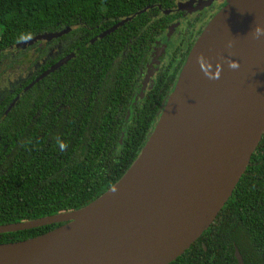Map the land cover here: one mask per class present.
I'll return each mask as SVG.
<instances>
[{"label": "water", "instance_id": "1", "mask_svg": "<svg viewBox=\"0 0 264 264\" xmlns=\"http://www.w3.org/2000/svg\"><path fill=\"white\" fill-rule=\"evenodd\" d=\"M213 1H178L175 9L191 13ZM70 30L39 33L14 46ZM73 56L59 59L29 86ZM263 133L264 0H225L191 46L124 174L81 208L0 224L5 233L61 223L34 237L0 243V264H168L213 222ZM234 255L244 264L237 248Z\"/></svg>", "mask_w": 264, "mask_h": 264}, {"label": "trees", "instance_id": "2", "mask_svg": "<svg viewBox=\"0 0 264 264\" xmlns=\"http://www.w3.org/2000/svg\"><path fill=\"white\" fill-rule=\"evenodd\" d=\"M178 1L184 0H0V58L25 38L65 27L71 30L51 41L64 43L63 55L74 53L23 93L0 122V224L81 208L124 174L154 126L158 106L146 105L131 121L121 118V87L103 79L109 54L125 36L163 33L175 15L162 10ZM60 224L0 233V243ZM235 248L244 264H264V133L213 222L168 264H238Z\"/></svg>", "mask_w": 264, "mask_h": 264}, {"label": "flooded vegetation", "instance_id": "3", "mask_svg": "<svg viewBox=\"0 0 264 264\" xmlns=\"http://www.w3.org/2000/svg\"><path fill=\"white\" fill-rule=\"evenodd\" d=\"M224 4L225 0H214L207 7L187 13L177 11L176 3L169 11L175 15V19L163 33L142 30L139 39L125 36L113 44L103 79H109L113 87H121L117 106L125 109L121 113L125 122L138 118L146 105L158 106L155 112L157 120L191 46L206 23ZM110 26L102 29L97 38ZM64 48L61 41L52 43L51 40H42L30 48L13 46L3 51L5 53L0 58V122L19 97L35 83L29 84L68 54H62ZM41 50H44L43 54ZM21 51L24 53H20ZM120 112L121 110L119 114Z\"/></svg>", "mask_w": 264, "mask_h": 264}]
</instances>
